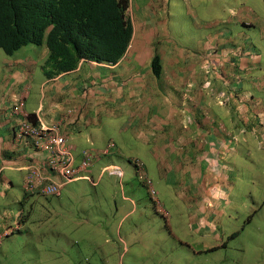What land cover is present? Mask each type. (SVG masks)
<instances>
[{"label":"crops","instance_id":"crops-1","mask_svg":"<svg viewBox=\"0 0 264 264\" xmlns=\"http://www.w3.org/2000/svg\"><path fill=\"white\" fill-rule=\"evenodd\" d=\"M165 1L129 0L126 16L131 22V37L115 63L80 58L72 69L47 77L43 73L47 57L44 43H28L11 54L4 53L8 58H4L7 63H1L4 75L0 78V242L27 223L21 203L32 194L44 195L23 188L26 166L47 170L44 153L31 139L15 136L16 127L26 119L57 126L72 158L70 166L75 169L74 179L62 183L56 194L45 196L69 202L67 184L85 180L94 187L109 171L119 183L121 179L126 183L130 196L122 199L124 206H138V200L135 203L133 199L138 197L133 175L138 173L137 177L145 179L146 167L138 157H126L124 147L129 145L127 152L137 156L146 153L154 159L152 174L159 181L166 180L167 185L172 180L179 182L176 196L181 206L194 212L206 209L199 206L209 193L199 184L200 172L204 164L209 168V162L221 166L227 162L229 166L239 155L237 144L244 128L255 132L253 95L240 89L242 62H227L226 58L229 50L243 47L239 31L225 30L222 22L204 41L177 45L170 39L168 17L160 6ZM217 1L211 0L214 7ZM185 3L195 29L202 19L188 1ZM227 8L229 19L239 24L233 5ZM199 48L210 50V57L189 55ZM216 51L224 55H213ZM154 55L158 58L155 70ZM19 102V110L14 111ZM84 152L89 161L82 166ZM92 152L97 153L94 159ZM52 176L59 182L58 175ZM213 183L218 194L221 186ZM190 188H196L193 194ZM157 204L163 206L158 200ZM98 207L104 206L99 203Z\"/></svg>","mask_w":264,"mask_h":264},{"label":"rangeland","instance_id":"rangeland-1","mask_svg":"<svg viewBox=\"0 0 264 264\" xmlns=\"http://www.w3.org/2000/svg\"><path fill=\"white\" fill-rule=\"evenodd\" d=\"M185 1L202 19L195 29ZM229 4L239 14V24L229 19ZM217 5L211 0L160 4L168 17L170 39L177 45L204 41L222 22L225 30L239 31L243 45L229 50L226 58L242 62L240 89L253 95L251 119L256 128L255 132L250 128L252 134L244 128L237 144L239 155L229 166L204 164L199 184L209 193L201 189L206 200L199 206L206 209L194 212L181 206L176 196L179 182L159 181L152 174L154 159L127 152V145L126 157H138L146 167L145 179L133 175L138 206H124L122 199L130 196L126 183L124 179L119 183L109 171L94 187L85 180L67 184L69 202L32 194L21 203L27 223L0 242V264H264V0H218ZM209 51L199 48L189 55L210 57ZM6 56L0 49V78ZM91 155L97 157L96 152ZM214 181L221 186L218 194ZM157 200L163 206L158 207Z\"/></svg>","mask_w":264,"mask_h":264},{"label":"trees","instance_id":"trees-1","mask_svg":"<svg viewBox=\"0 0 264 264\" xmlns=\"http://www.w3.org/2000/svg\"><path fill=\"white\" fill-rule=\"evenodd\" d=\"M129 0H0V49L44 43L43 73L72 69L78 59L115 63L131 37ZM153 70L157 56L152 57Z\"/></svg>","mask_w":264,"mask_h":264},{"label":"built area","instance_id":"built-area-1","mask_svg":"<svg viewBox=\"0 0 264 264\" xmlns=\"http://www.w3.org/2000/svg\"><path fill=\"white\" fill-rule=\"evenodd\" d=\"M21 103L12 109L19 110ZM16 137H29L33 146L44 153L46 171L36 165L26 166L23 188L28 193H41L44 195L56 194L63 182L72 180L75 169L70 166L72 162L64 137L59 133L56 125H34L24 120L15 129ZM88 155L84 152L81 165L88 164ZM52 174L59 176V182Z\"/></svg>","mask_w":264,"mask_h":264},{"label":"clouds","instance_id":"clouds-1","mask_svg":"<svg viewBox=\"0 0 264 264\" xmlns=\"http://www.w3.org/2000/svg\"><path fill=\"white\" fill-rule=\"evenodd\" d=\"M27 121H29L31 124H34L31 120H29V119H26ZM34 125H38L39 126V124H34ZM40 152H42V151H40ZM72 179H74V174H73V178ZM71 181V180H70ZM67 182H69V181H67ZM63 183H65V182H63ZM59 190V189H58ZM34 193V192H33ZM51 195V194H50Z\"/></svg>","mask_w":264,"mask_h":264}]
</instances>
